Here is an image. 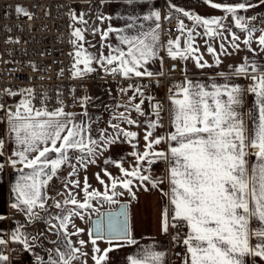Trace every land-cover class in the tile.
<instances>
[{
  "label": "snow or ice",
  "instance_id": "obj_1",
  "mask_svg": "<svg viewBox=\"0 0 264 264\" xmlns=\"http://www.w3.org/2000/svg\"><path fill=\"white\" fill-rule=\"evenodd\" d=\"M128 2L132 3V0ZM206 3L224 15L204 17L176 8L192 21L193 26L189 28L179 19V34L175 39L169 37L166 43L161 40L159 11L143 17V21H152L147 27L143 22L137 24V17H129L131 22L124 28L109 27L103 31L98 54L84 46L87 29L70 25V43L74 49L70 53L73 57L71 76L85 78L97 70L93 67L95 64L106 74L126 80L152 77L154 73L146 65L159 56L161 48L174 61L192 59L201 69L211 67L200 54L196 37H220V48L227 54L223 41L228 39L224 32H228L233 49L239 51L237 41L240 37L231 31V25L225 24L229 16L235 27L245 33L243 43L250 51H254L251 44L257 31L260 35L255 39L264 50V28L257 29L251 23L256 17L239 15L240 10L246 11L255 5L248 0L239 3L206 0ZM16 11L25 17L29 15L20 5L16 6ZM70 15L73 21L87 23L83 14ZM197 27L203 28L202 34L196 31ZM131 29L135 32L129 31ZM110 33L117 34L118 44H103ZM205 43L207 52L215 56V63L219 65L221 61L216 48L207 40ZM104 47L109 49L107 55L102 50ZM229 67H232L231 74H219L224 77L223 83L207 84L185 76L181 83L168 90L170 130L164 134L156 131L164 127L162 105L153 96L146 95L142 85L130 83L127 88L120 89L121 93L131 91L132 95L126 104L113 108L114 114L108 121L112 134L108 135L107 129L99 130L98 138L92 136L90 118L88 123L81 118V115L87 116L89 97H81V107L85 110L78 115L66 112L62 100L58 101L59 106L50 110L46 94L37 107L34 103L36 94L31 88L21 89L19 93L5 89L4 94L21 97L14 105L0 103V111L4 113L8 137L14 144L6 163L18 173L11 188L10 206L25 219L17 222L7 237L0 235V247L7 249L10 243L19 244L25 252L35 256V264H87L83 259L87 253L83 248L90 243L93 264H106L113 248L138 244L132 236L124 206L119 211L98 216L88 229L76 226L74 218L87 222L86 212H98L93 201L116 204V197L123 196L122 191H117L118 187L127 190L134 199L133 185L150 183L168 198V206L161 215L162 230L167 232L170 226L178 225L186 228L185 236L180 238L185 249L183 264H247L249 257L252 264H256L257 258L264 261V65L245 57L240 64ZM232 77L250 79L252 83L242 88ZM245 92L254 96V103L246 114L241 110ZM146 101L151 109L147 112L144 109ZM121 107L124 111H116ZM133 111L144 120L133 119L130 115ZM122 124L144 127L142 151L137 147L140 133L122 127ZM121 137L132 145L134 150L130 155L135 158V164L125 168L122 161L105 160V165L114 163L122 175L114 176L107 168L102 170L103 176L95 173L103 191L93 188L85 176L82 187L80 180L66 179V191L57 193L61 199L48 195L50 182L63 167L71 168L69 177L77 175V165L86 169L95 163L98 150L117 143ZM162 144L164 148L159 147ZM4 146L5 141L0 139V156H3ZM74 152L80 153L76 157L77 164L71 163ZM250 155L255 157L251 165ZM158 162L167 165L164 173L167 191L162 187L164 179L151 174L152 166ZM3 167L0 163V171ZM71 186L80 188L82 199L77 198L78 193L73 194ZM50 206L56 209L55 213L48 211ZM5 218L0 215V221ZM39 221H44L47 233L56 237L51 241L53 247L45 250V256L34 253L33 243L41 238L47 240L48 235L41 233L30 238L26 230V225ZM83 234L88 236L87 241L79 238L73 241V236ZM101 241L109 246L101 249ZM164 255L151 245H145L127 257V264H164ZM8 261L9 256L0 251V264H8Z\"/></svg>",
  "mask_w": 264,
  "mask_h": 264
},
{
  "label": "crops",
  "instance_id": "obj_2",
  "mask_svg": "<svg viewBox=\"0 0 264 264\" xmlns=\"http://www.w3.org/2000/svg\"><path fill=\"white\" fill-rule=\"evenodd\" d=\"M215 2H225V0H215ZM229 3H239L244 2V0H227ZM248 2L255 5V7L249 8L246 11L240 10L239 15H242L246 18L248 17H256L255 20L251 21L252 24L255 25L257 29L264 28V0H248ZM166 5L168 10L166 11V15L169 18H175L178 22L179 19H182L184 23L191 28L192 21L187 17L183 16V13L176 11V8L184 9L185 11H189L194 14H198L200 16L209 17V16H223L224 13L219 9H214L210 7L206 0H166ZM173 5L176 7L174 8ZM152 11H159L162 16V5L159 0H132V3H129L128 0H100L97 2H93L92 0H73L71 4V13H76L77 15L83 14L84 20L87 21L86 24H80L76 21H72V24L75 27H82L87 29L85 31V43L84 46L89 51L99 53L101 50V33L107 30L109 27L112 28H124L127 23H130L129 17H137V24L143 22L144 26L152 24V21H143V17L145 15L150 14ZM99 17H104L105 19H99ZM71 18V15H70ZM225 24L231 25V31L235 32L236 35L240 37V40L237 43L240 44V50L236 51L232 47L231 37L228 32H224V36L228 37L227 40H224L223 43L225 45V51L221 50L220 43L221 38L217 37L215 39H210L207 37L197 36L196 37V46L199 48L200 54L203 55V59L208 62L211 67L199 68L196 66L194 60H182L183 62V73L188 78L204 82L207 84H211L212 82L223 83L224 77L220 76V73H225L226 75L231 74L232 67L236 66L243 62L245 57H249L250 59L256 60L258 63L264 65V50H261L258 45L255 37L260 35V32L257 31L254 34L253 41L251 44V48L254 51H250L248 47H246L243 43L245 38V33L241 32L235 25L232 23V18L229 16L225 20ZM161 25V20H160ZM93 29L98 31L93 32ZM131 32H135V29L129 30ZM161 31V29H160ZM197 32L203 33L202 27H197ZM176 37V36H175ZM173 37V39H175ZM162 40V33H161ZM208 41L213 47L216 48L217 54L220 56L221 63L217 65L215 63V56L207 52V45L205 41ZM118 38L116 33H110L109 37L103 41V44H118ZM183 43V41H182ZM89 45H93L94 47H89ZM103 52L107 55L109 49L104 47ZM167 51L164 48H161L159 52V56L151 61L148 65H146L149 71L154 73L153 76H157L161 73V63H162V53ZM93 67H96L97 70L93 73L88 74L85 78L90 77L92 75H98L101 78H104L110 74H106L103 69L99 68L97 65L93 64ZM232 80L235 83H238L242 86V88H247L249 85V80L243 77H232ZM92 83V82H85ZM93 84L92 93H87V89L85 87V96L89 97L87 103V116L81 115V118L88 123L89 118L92 124V136L94 138H98L99 130L107 129V134H112V129L108 124V121L112 119L113 116V108L115 105H123L128 101V97L132 95V92L127 97L120 96L116 90L112 88V86L108 83H99ZM243 107L242 111L246 114L250 107H252L254 103V96L250 93L245 92L243 96ZM135 102H138L135 101ZM169 107L170 103L168 100L167 105V113H166V122L163 123V128H158L156 131L159 134H164L170 130L169 125ZM145 111H150V106L148 102H145L144 105ZM84 108L80 111L73 112L76 114H82L84 112ZM116 111H124V108H118ZM133 119L144 120L143 116H139L136 112L130 113ZM116 123V121H113ZM122 127L129 128V130L138 131L140 135L138 136L139 144L138 149L143 150L144 141V127L137 128L136 126H129L126 124H122ZM249 128H251V122L249 121ZM0 139L5 141V146L3 149V156H0V163L4 164L3 170L0 171V215H4L6 218L0 221V235H4L7 237L10 234L11 229L15 226L17 222H21L19 218V213H16L14 209L11 208V202L13 198V193L11 192L12 185L14 184L18 173L11 167L10 164L6 163L9 156H11V150L14 148V144L8 137V125L6 119H4V113L0 111ZM160 148H164L165 145H160ZM133 147L129 144L123 137L120 138L115 144L110 145L105 149L98 150V154L96 155L95 163H91L85 169L77 165L78 174L75 176H68V173L71 171V168L65 166L61 169L59 175L54 177L50 182V187L48 189V195L53 197L54 199H61V196L57 195V193H64L66 190L64 188V184L67 180H80L81 187L83 185V179L85 176L88 177L89 183L93 188L100 189L103 191V188L96 180L95 173L99 172L101 176L104 175L103 169L107 168L109 172H111L114 176H121L122 174L119 172V169L115 166L114 163L105 165L104 161L111 159L113 161H122L125 168H129L131 165L135 164V158L130 155L133 151ZM250 152L254 151L253 149H249ZM73 159L71 160L72 164H77L76 157L80 155L79 152H74L71 154ZM249 164L251 165L254 162L255 157L249 156ZM63 175V176H62ZM63 177V178H62ZM154 177L164 179L163 190L167 191L168 184L167 179L164 175L159 174ZM62 178V179H60ZM107 180V177H104ZM57 180L58 183H57ZM72 187L73 194H79L78 199L83 198V192L80 188ZM133 192H135V198L122 188L117 189L118 192H123V196H117L116 204H109L103 200L95 201L94 208L98 209L97 211H91L88 215L86 212V221L80 220L78 217L74 218V223L76 226L81 228H91L92 227V218L98 215L100 212L106 210H114L121 203L126 205V210L128 214V223L131 229L132 236L137 240L138 244L136 245H127L125 244L123 247L113 248L112 251L108 253V260L106 264H127V257L129 255H134L139 251V248L145 245H151L154 250L165 253L164 255V264H183L182 260H169L168 255V239L167 232H164L161 227V215L163 209L168 206V198L164 196L160 189L152 188L150 183H146L145 185L138 186L136 184L133 185ZM54 192V193H53ZM54 194V195H51ZM52 204V201H49V205ZM53 209V207H49L48 211ZM44 215V212H41V216ZM171 220V209L169 207V223ZM26 230L30 234L31 237L40 236L41 233L47 234V229L44 221L34 222L30 225H26ZM69 231H73L71 226L69 227ZM48 239L45 240L47 244L46 248L42 246L44 239H39V245L37 241L33 243V250L36 255L45 256V250L53 247L51 241L55 240L56 237L53 234L48 233ZM88 240V236L86 234L81 235L80 237L73 236V241L77 239ZM109 245L105 242H99V247L104 249ZM43 251L44 253H42ZM83 251L87 253V256L84 257L87 261V264H93L91 259L92 246L91 244H87ZM247 264H252V258H246ZM25 264H35V256L32 253L28 254L27 260ZM256 264H264V261H260L257 258Z\"/></svg>",
  "mask_w": 264,
  "mask_h": 264
},
{
  "label": "built area",
  "instance_id": "obj_3",
  "mask_svg": "<svg viewBox=\"0 0 264 264\" xmlns=\"http://www.w3.org/2000/svg\"><path fill=\"white\" fill-rule=\"evenodd\" d=\"M72 1L0 0V103L6 106L14 105L21 98L19 95L13 97L4 94L5 89L19 93L21 89L31 88L36 94L34 103L37 107L40 106V99L46 94L50 110L59 106L58 101L62 100L66 112H77L82 109L81 97L85 96V82L108 83L122 97H127L131 91L124 94L120 89L134 83L142 85L146 95L153 96L155 101L162 105V123H165L168 90L185 78L182 60L174 61L163 51L162 69L157 76L126 80L112 75L101 78L95 74L87 78H73V57L70 55L74 51L70 43V25H73L70 18ZM159 2L162 5V41L166 43L169 37L173 38L179 34L177 21L166 15V0ZM17 5L27 9L29 15L25 17L18 13ZM251 83L249 80V84ZM166 167L165 163L158 162L152 166L151 174L164 175ZM18 215L20 221H24L25 218ZM185 234L186 228L183 225L169 227V260L183 259L185 249L180 238ZM37 244L39 245V240ZM0 251L9 256L8 264H25L29 254L16 243H10L7 249L0 247Z\"/></svg>",
  "mask_w": 264,
  "mask_h": 264
},
{
  "label": "rangeland",
  "instance_id": "obj_4",
  "mask_svg": "<svg viewBox=\"0 0 264 264\" xmlns=\"http://www.w3.org/2000/svg\"><path fill=\"white\" fill-rule=\"evenodd\" d=\"M84 85H85V87H86V89H87V93H92V90H93V84L91 83H84ZM63 176V175H62ZM63 178V177H62ZM62 178H60V179H62ZM58 181L59 180H57V183H58ZM54 193V192H53ZM51 195H54V194H51ZM94 203H97V202H95L94 201ZM56 212V209L53 207V209H51L50 210V213H55ZM90 213L88 212V215H89ZM48 234V233H47ZM54 236V235H53ZM41 243H43L42 244V246H44L45 248H46V246H47V244L45 243V240H43V241H41ZM42 253H44L43 251H41ZM37 254V253H36Z\"/></svg>",
  "mask_w": 264,
  "mask_h": 264
},
{
  "label": "water",
  "instance_id": "obj_5",
  "mask_svg": "<svg viewBox=\"0 0 264 264\" xmlns=\"http://www.w3.org/2000/svg\"><path fill=\"white\" fill-rule=\"evenodd\" d=\"M121 206H124V208L126 209V205H125L124 203H121V204H119V205L117 206V208L114 209V210H106V211L100 212L98 215H96V216H94V217L92 218L91 223H92L94 220H96L98 216H102L103 214H106V213L109 212V211H113V212H115V211H119ZM126 211H127V210H126ZM92 226H93V225H92Z\"/></svg>",
  "mask_w": 264,
  "mask_h": 264
}]
</instances>
